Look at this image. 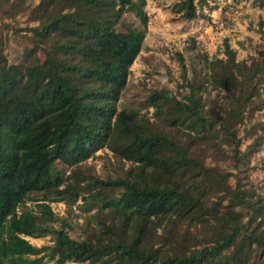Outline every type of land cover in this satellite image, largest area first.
<instances>
[{"label":"trees","instance_id":"16d2710c","mask_svg":"<svg viewBox=\"0 0 264 264\" xmlns=\"http://www.w3.org/2000/svg\"><path fill=\"white\" fill-rule=\"evenodd\" d=\"M155 1L186 21L208 6ZM28 2L0 0V264H264V123H247L264 108V50L238 61L225 40L204 69L179 54L175 89L123 108L148 0ZM80 201L81 225L51 207Z\"/></svg>","mask_w":264,"mask_h":264},{"label":"rangeland","instance_id":"374dc122","mask_svg":"<svg viewBox=\"0 0 264 264\" xmlns=\"http://www.w3.org/2000/svg\"><path fill=\"white\" fill-rule=\"evenodd\" d=\"M175 0H169L168 5ZM41 0H29L30 7H36ZM146 12L149 16V24L145 42L140 56L131 67L129 85L125 89L121 106L123 108L142 109L145 104L147 91L167 85L176 88L181 82V61L178 55H183L187 66L191 67L194 60L197 67L204 69L205 59L224 57V41L229 40L231 47L237 52L238 61L251 62L252 57L260 56V50H264V36L260 31V22L264 20V7H258L254 0H208V6L199 12L203 15L194 21H186L173 14L164 6H157L155 0H148ZM27 16L17 19L20 27H26ZM36 24H31L35 26ZM21 35H31L30 32L21 31ZM20 41V40H19ZM22 45L11 42L9 54L12 61L21 57ZM206 67V66H205ZM208 71V70H207ZM205 70V72H207ZM189 70V75H190ZM263 87V86H262ZM224 93H220L222 98ZM264 99V93H262ZM153 110H150V115ZM264 123V108L255 113L251 123ZM251 143H244L243 149ZM98 155H104L99 152ZM111 155V153H109ZM263 153H258L252 161L256 167L252 179L264 183V168L262 163ZM211 163V161H208ZM213 164V163H212ZM97 170L104 174L103 164H97ZM77 203L72 211H69L64 203H52L51 207L58 217H62L75 225L83 223L82 215ZM27 207L33 208L34 204L28 203ZM22 210V209H21ZM82 215V216H81ZM60 223L54 224L59 227ZM31 244L37 247H45L52 244L50 236L46 238H29ZM49 264H52L50 262ZM74 264V263H67Z\"/></svg>","mask_w":264,"mask_h":264}]
</instances>
